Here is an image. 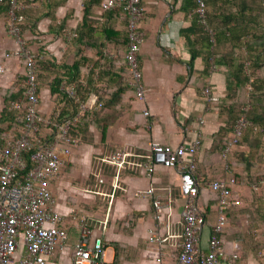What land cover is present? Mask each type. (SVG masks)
I'll list each match as a JSON object with an SVG mask.
<instances>
[{"label": "crops", "instance_id": "0c3cea01", "mask_svg": "<svg viewBox=\"0 0 264 264\" xmlns=\"http://www.w3.org/2000/svg\"><path fill=\"white\" fill-rule=\"evenodd\" d=\"M84 2L85 0H19L20 12L24 14L26 22H36L35 33L29 28L22 33L27 47L43 59L71 64L78 56L79 47L73 43V36L66 37L65 32L66 30L75 31L81 22ZM193 3L192 0H140L145 12L140 23V27L145 32V39L139 46L145 96L143 99H138L132 87L125 90L118 105L119 117L114 121L116 131L112 140L108 137L112 125L108 127L104 141L100 136L101 142L97 138L99 136L86 132L85 141L80 148L82 147L85 155L87 153L90 157L93 154L97 155L95 169H91L89 162V166L82 171L83 176L81 174L74 176L79 172L74 162L69 164L70 161H74L72 155L74 147H72L69 154L64 155L59 174L51 183L56 197V209L62 215L61 224L67 229L68 239L71 225L68 224L67 219L74 212L73 206L70 205L73 200L71 197L73 191L68 192V189L73 186L75 189L81 186L100 189L101 186L114 182L119 185L111 202V205L115 206L114 211L117 212L119 219L112 220L106 228L107 221L101 214L99 215L100 224L96 230L86 221L95 234L103 237L104 248L112 246L113 252L109 262L158 264V254L154 252L151 255L153 251H156L154 248L158 249V246L150 240L158 224L153 217L154 208L151 197L136 195L137 190H143L152 183L155 186V195L162 202H167L168 196H173L170 217L173 232L181 229L178 220L181 207L185 202V198L178 192L179 173L176 168L157 164L150 177L136 164H128L119 170L116 177L114 166L109 172H107L108 167L106 171L105 166L102 169L100 158L107 154L105 150L109 145L116 144L119 148L135 153L136 155L131 156L130 159L137 162L143 160L144 155L148 154L151 143L186 145L200 136L201 146L197 153L196 174L201 187L199 204L202 209L206 208L216 194L208 183L223 175L221 164L215 159L216 154L209 152L213 134L223 124V120L216 111L214 102H207L201 90L204 85H210L219 98L224 96L226 70L224 64L217 63L215 54L206 60L204 53L198 50L200 43L195 41V35L190 30L195 13ZM99 11V7H96L95 12L98 14ZM123 21L122 18H119V22L114 20L119 27L124 24ZM7 23L8 15L0 11V64L3 66V71L0 72V92L8 91L10 94L16 90L19 77L24 75V62L22 58L14 54L18 43L8 32ZM60 24H63L61 33L54 30ZM193 50L198 52L195 56L192 55ZM122 53L124 52L121 51V56ZM88 54L96 56L94 52L89 51ZM59 107L61 106L58 105L55 94L51 92L50 80L39 81L38 109L40 113L46 116ZM144 109L148 110L149 114H144ZM88 129L93 131L96 128L94 124L89 123ZM97 172L102 176L105 185L98 183L95 176ZM224 177L227 179L226 175ZM80 181L83 183L79 186L73 185ZM227 182L232 191L241 193L237 184L231 183L229 179ZM89 197L92 195L89 194ZM89 202L91 203L90 200ZM211 208L212 213L200 234L199 245L204 250L207 248L210 226L216 218L215 204ZM111 212L109 211V215ZM128 218H131L128 221L132 224L131 229L128 233H124L122 229L124 234H121L116 221L125 223ZM158 229L160 234L165 233L164 227ZM73 231L74 241L71 244L68 243L65 249L58 252L55 260L47 264H67L71 247L79 237L80 227L77 226ZM123 235L131 237L134 244L140 248L142 255L137 262L126 260L125 257L117 254L115 246L122 242ZM225 240L224 247L227 251L240 250L241 252L242 250L240 260L243 264H264V249L247 248L240 237ZM169 249L165 247L166 255L162 256V261L172 262L174 259Z\"/></svg>", "mask_w": 264, "mask_h": 264}, {"label": "built area", "instance_id": "2783aa9c", "mask_svg": "<svg viewBox=\"0 0 264 264\" xmlns=\"http://www.w3.org/2000/svg\"><path fill=\"white\" fill-rule=\"evenodd\" d=\"M7 1V30L11 33L18 48L14 54L24 62V91L19 100H12L9 108L23 109L24 123L21 133L16 138H6L0 143V264H47L54 261L59 251L67 247L68 232L61 224L62 215L56 209V197L51 187L52 180L63 164L64 155H68L72 147L79 141L71 133V127L81 120L87 110L97 109L101 103L95 94L79 103L78 110L62 116V108L54 109L44 116L38 109L39 82L37 80L36 53L25 43L21 23L24 14L20 12L19 0ZM120 7L127 15V48L123 53L130 72L129 83L135 97L143 99L145 87L139 61V46L145 39V32L140 27L145 12L140 0H102L99 9ZM205 0H196L194 12L197 22L214 40V30L207 19ZM66 37L74 36L73 30H66ZM3 66L0 64V72ZM250 88V87H249ZM71 97L75 96V84L65 87ZM207 102L219 99L210 85L201 90ZM144 114L149 111L144 109ZM251 121L243 113L235 121L231 136L220 147L226 172H230L229 155L237 147L239 138ZM35 147L32 152L28 149ZM201 146V138L197 136L189 144L176 146L165 143H151L148 154L143 160L133 162L130 157L136 155L124 148H119L100 158V163L114 166L115 177L119 170L128 164L140 166L147 176H152L155 165L176 168L179 173L178 192L185 198L180 210L178 222L181 229L171 231V202H162L155 195V186L150 183L145 189L137 190L136 195L151 197L154 208L153 217L157 221L150 240L157 246L158 264H243L238 252L226 251L219 238L229 217L227 210L231 206L240 205L242 200L234 197L229 179H213L208 185L217 193L215 203L216 218L210 226L207 248L200 247V234L206 224L202 208L197 201L199 192L197 153ZM101 165L99 167H101ZM98 183L104 182L99 172L95 174ZM117 183H113L117 187ZM253 188H257L254 184ZM164 227L160 234L158 228ZM168 247L173 256L172 262L162 261ZM59 250V251H58ZM67 264H113L105 259L103 237L97 235L86 222L80 225V233L73 244ZM120 264V263H119Z\"/></svg>", "mask_w": 264, "mask_h": 264}, {"label": "trees", "instance_id": "16d2710c", "mask_svg": "<svg viewBox=\"0 0 264 264\" xmlns=\"http://www.w3.org/2000/svg\"><path fill=\"white\" fill-rule=\"evenodd\" d=\"M192 1L194 8L196 0ZM101 2L102 0H85L84 2L82 20L72 37L73 43L79 47V53L71 64L43 59L37 53L36 64L37 80L38 82L44 81V79L50 80V89L55 94L58 105L62 108V116L76 112L79 103L86 100L91 93L96 95L97 101L101 105L97 109L85 111L80 122L71 127L70 133L74 137H78L81 135L82 124H85L86 131V127L88 129L90 123L100 130V136L103 140L112 122L109 120L110 114L106 110H114L118 107L122 94L131 85L129 83L130 72L123 53L121 56V51L126 50L128 43L127 15L120 7L99 9L97 14L95 8L99 7ZM205 2L209 6L207 19L214 30V40H210L208 33L197 22L195 13L190 30L195 35V41L200 43L198 50L204 53L205 59L207 60L209 56L215 54L217 63L224 64L226 70V92L224 96L214 101L216 111L221 116L223 124L213 134V142L209 152L216 154L215 159L221 164L223 175L231 178L233 184H238L235 164L233 161H229L230 172L227 173L220 147L231 136L236 119L244 113L251 121V125L244 130L237 147L242 145L249 147V150L241 153L242 159L245 161L242 170L246 172L250 168L246 156L253 154V148L261 143L264 135V0H205ZM8 8L7 1H0L1 12L7 15ZM119 18L124 20L121 27L114 22V20L119 22ZM21 28L22 33L26 28L35 33L36 22L28 23L24 17ZM62 28L63 24H60L54 30L61 33ZM89 51L94 52L96 56H90ZM196 53L198 52L193 50L192 55L195 56ZM24 80V75H21L16 90L12 91L6 100L7 105L12 100L22 98ZM72 83L75 84L74 97L65 91V87ZM247 85L250 87V91L246 99L244 93ZM23 112V109L9 108L4 114L8 115L9 118L6 116L0 118V143L9 137L16 138L21 133L24 123ZM13 118L17 119V122H14ZM251 134H254L255 144L247 139ZM34 149L33 146L28 149V152H32ZM235 149L230 155L235 153ZM223 175L215 179H224L225 175ZM258 183L256 185L260 186ZM200 192L199 184L198 203ZM232 194L241 199V193L233 190ZM216 202L217 193L206 208L202 209L205 221L212 213L211 207ZM242 205L243 202L240 205L231 206L227 210L228 217H234L236 213L242 211L244 209ZM238 237L244 238V244L247 248L264 249V240L254 242L257 244L255 248L252 245L253 242H249L251 244L249 246L247 244L248 238L239 228L232 229L229 222L223 227L219 235L224 249L225 239L231 240ZM237 252L241 258L242 250ZM112 263L119 264L120 262Z\"/></svg>", "mask_w": 264, "mask_h": 264}, {"label": "rangeland", "instance_id": "374dc122", "mask_svg": "<svg viewBox=\"0 0 264 264\" xmlns=\"http://www.w3.org/2000/svg\"><path fill=\"white\" fill-rule=\"evenodd\" d=\"M246 88L247 89L245 90L244 96L247 99L249 96L250 88L248 87V85ZM9 96L10 94L8 91L0 92V118H2L3 116L8 117V115H4V114H6L9 109L6 103V100L9 98ZM106 112L110 114L109 120H112V122L110 123V126L112 125L111 133L108 134L109 139L112 140L115 137L116 124L114 121L116 120V118L119 117V107H116L114 110L108 109L106 110ZM12 120H14L15 122L17 119L15 120L13 118ZM84 126L85 124H82L81 135L78 136L79 142H77V144L74 146V150L72 153V155L74 156V161L69 162V164H72V162H74L77 172H79L74 176L79 174L83 176L84 173H82V171L89 166V162L91 164V169H95V167L97 166V160H98L97 155L93 154L91 157L88 155V153L87 155H85L82 152V147L80 148V145L83 144V142L85 141L84 138L86 132L87 133L91 132V134H96L97 136H99L97 137L99 140L101 135L100 130L95 129L93 131H89V129H87L86 127V131H85ZM247 139L248 141L251 140V142L255 144L256 139L254 138V134H251V136H249ZM99 141L101 142V140ZM118 148L119 145L111 144V146L109 145V147L106 148L105 153L107 154L111 153ZM237 148L235 149V153L234 154L232 153V155L229 156V161L231 162L233 161L235 164V170L237 172L236 174L238 177L237 185L239 186V191L242 194L241 200L243 202L242 206H244L242 208L244 209L236 213L234 217L229 218L228 222H229V226L232 229L239 228L242 231V233L245 235V237L248 238L247 244L250 246L251 245L250 243L253 242L252 245L255 248L257 244H254V242H262L264 240V135L262 137L261 143L255 145V147L253 148L252 151L253 154L246 156V158L248 159L247 162L250 165V168L246 172L242 170V165L244 164L245 161L242 159L243 155L241 153H243V151L249 150V147L242 145ZM104 166H105V171L107 167L109 168L107 172L111 171L110 169H113L111 165H108L106 163L102 164V169H104L103 168ZM89 175L92 176V173H90ZM249 180L252 182L251 184ZM74 181L75 179L73 178V182ZM257 182H259L258 184L260 186H257V188H253V185L257 184ZM80 183L82 184L83 182L81 181L75 182V184L73 185L79 186ZM105 184H106L105 181L101 183V185H105ZM108 184H106L105 186H101L100 189L93 188L91 186L90 188L89 187L84 188V186H81L77 189H75L73 186V188L70 187V189H68V192L70 190L73 191V194L71 195L73 200L70 205L73 206L74 212L73 215L69 216V218L67 219L68 224L71 225L70 226L71 230L69 229V232L70 231L71 232L69 233L70 235L67 243L71 244L74 241L73 230L76 229L77 226L80 227L82 222L87 221L90 227L96 230V228L100 224L101 217L99 215L101 214L104 216V219L107 221L106 228L110 225L112 220L119 219L117 217V212L114 211L115 206L111 205L112 198L115 195L116 190L119 188V185H117V187H114L113 183H110L109 185ZM89 194H91L92 197H89ZM89 200L91 201V203L89 202ZM112 208L113 211L111 212ZM109 211L111 212L110 215H109ZM108 217L109 219L107 220ZM129 220H131V218H128L125 221V223L124 221L120 223L119 220L116 221V225L119 227V231L121 232V234L128 233L130 231L131 229L130 227L132 224L128 222ZM122 229L124 233L122 232ZM102 230H104L103 227ZM122 239H123L121 240L122 242H119V245L115 246L117 250V254L119 253V255L125 257L126 260L137 262L142 255L140 252V248L136 244H134V241L131 239V237L130 238L125 237L123 235ZM241 239L244 240V238L242 237ZM154 249L156 251H153L151 255H153L154 252L157 253V247ZM112 252H113V248L111 245L105 248V259L107 261L110 260Z\"/></svg>", "mask_w": 264, "mask_h": 264}]
</instances>
